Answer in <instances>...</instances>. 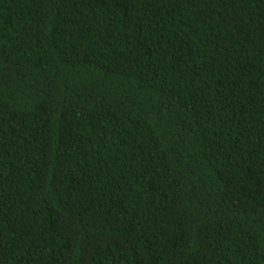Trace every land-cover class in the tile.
Listing matches in <instances>:
<instances>
[{
  "label": "trees",
  "instance_id": "16d2710c",
  "mask_svg": "<svg viewBox=\"0 0 264 264\" xmlns=\"http://www.w3.org/2000/svg\"><path fill=\"white\" fill-rule=\"evenodd\" d=\"M0 264H264V0H0Z\"/></svg>",
  "mask_w": 264,
  "mask_h": 264
}]
</instances>
